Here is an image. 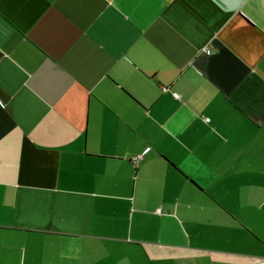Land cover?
Instances as JSON below:
<instances>
[{
  "label": "crops",
  "instance_id": "crops-1",
  "mask_svg": "<svg viewBox=\"0 0 264 264\" xmlns=\"http://www.w3.org/2000/svg\"><path fill=\"white\" fill-rule=\"evenodd\" d=\"M0 264H264V0H0Z\"/></svg>",
  "mask_w": 264,
  "mask_h": 264
},
{
  "label": "built area",
  "instance_id": "built-area-1",
  "mask_svg": "<svg viewBox=\"0 0 264 264\" xmlns=\"http://www.w3.org/2000/svg\"><path fill=\"white\" fill-rule=\"evenodd\" d=\"M165 89V88H164ZM174 97L179 98V95L177 93H173ZM208 120V118H206ZM141 158V156H138L137 158L133 159V163L137 164L138 160Z\"/></svg>",
  "mask_w": 264,
  "mask_h": 264
}]
</instances>
